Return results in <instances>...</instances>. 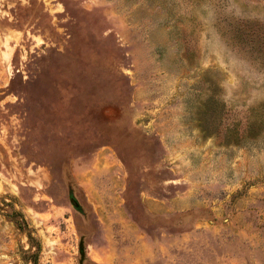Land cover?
Here are the masks:
<instances>
[{
	"label": "rangeland",
	"instance_id": "rangeland-1",
	"mask_svg": "<svg viewBox=\"0 0 264 264\" xmlns=\"http://www.w3.org/2000/svg\"><path fill=\"white\" fill-rule=\"evenodd\" d=\"M0 264H264V0H0Z\"/></svg>",
	"mask_w": 264,
	"mask_h": 264
}]
</instances>
